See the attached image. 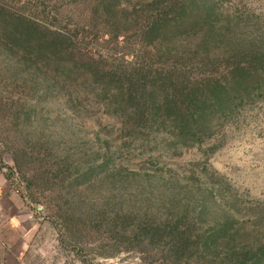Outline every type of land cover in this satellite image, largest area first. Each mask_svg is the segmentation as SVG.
<instances>
[{
	"label": "rangeland",
	"instance_id": "rangeland-1",
	"mask_svg": "<svg viewBox=\"0 0 264 264\" xmlns=\"http://www.w3.org/2000/svg\"><path fill=\"white\" fill-rule=\"evenodd\" d=\"M263 29L264 0H0V170L33 225L18 263L167 264L134 241L133 221H117L114 193L99 183L114 166L132 175L126 182L150 174L222 182L224 202L242 201L244 235L263 228L264 88L228 82L226 97L242 95L244 105L223 121L209 115V139L182 142L176 153L174 137L124 130L104 107L116 100L103 95L110 73L149 85L170 66L211 77L204 65L225 58L230 38L257 40ZM212 255L178 264H216Z\"/></svg>",
	"mask_w": 264,
	"mask_h": 264
},
{
	"label": "trees",
	"instance_id": "trees-1",
	"mask_svg": "<svg viewBox=\"0 0 264 264\" xmlns=\"http://www.w3.org/2000/svg\"><path fill=\"white\" fill-rule=\"evenodd\" d=\"M241 36L229 39V53L217 61L220 63H205L204 67L214 68L211 77L196 76L176 66L160 72L156 85L142 83L143 79L125 73L105 74L111 84L103 95L116 100L105 104L108 115L122 121L126 125L124 130L145 134L150 140L174 137L179 140L172 145L175 153L185 142L206 141L210 136L202 129L209 115L218 113V120L223 121L228 118L225 112L231 114L245 103L242 95L226 97L232 87L247 92L264 88V36L257 40ZM92 77L97 79V74ZM228 82L232 84L230 90ZM238 99L240 102L234 106ZM125 170L116 166L106 168L99 183L114 193L119 206L115 216L120 225L133 221L137 225L130 233L134 241L164 255L167 264L195 260L196 252L210 254L212 258L214 253L216 264H264V227H260L262 231L251 230L248 237L244 235V224L236 216L242 201L232 196L231 202H224L225 184L185 185V179L178 175L166 178L156 174L138 175L135 182H126ZM205 174L208 179L210 175ZM109 176L115 179L111 186L105 182ZM205 186L210 187V195H206ZM256 219L264 222L260 214Z\"/></svg>",
	"mask_w": 264,
	"mask_h": 264
},
{
	"label": "crops",
	"instance_id": "crops-1",
	"mask_svg": "<svg viewBox=\"0 0 264 264\" xmlns=\"http://www.w3.org/2000/svg\"><path fill=\"white\" fill-rule=\"evenodd\" d=\"M23 199L0 170V264H19L28 248L32 216Z\"/></svg>",
	"mask_w": 264,
	"mask_h": 264
}]
</instances>
